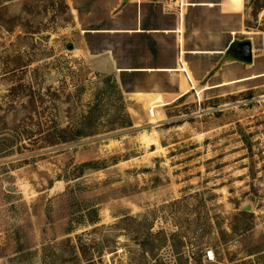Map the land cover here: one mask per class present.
<instances>
[{"label":"rangeland","instance_id":"374dc122","mask_svg":"<svg viewBox=\"0 0 264 264\" xmlns=\"http://www.w3.org/2000/svg\"><path fill=\"white\" fill-rule=\"evenodd\" d=\"M130 1L0 0L12 27L0 26V73L16 49H33L28 67L0 74V136L46 118L73 124L91 103L98 128L0 151V264H264V0L158 2L180 12L189 1L193 49L251 41L250 60L229 46L191 57L218 63L183 95L177 74L115 68L145 61L146 39L115 32L133 23ZM146 1L152 23L165 18ZM106 49L113 70L96 58ZM20 77L34 108L22 107L28 87L10 91Z\"/></svg>","mask_w":264,"mask_h":264},{"label":"crops","instance_id":"0c3cea01","mask_svg":"<svg viewBox=\"0 0 264 264\" xmlns=\"http://www.w3.org/2000/svg\"><path fill=\"white\" fill-rule=\"evenodd\" d=\"M156 3L149 4L156 6V16L157 12L160 13L161 18L165 17L164 19H160V22L155 19L154 23L151 22L150 16L147 13V1L146 0H131L129 4H135V12L136 15L134 16L133 23L125 26L122 31L116 30L115 32H124V34L139 36L140 38H144L147 40L145 44L146 49V56L145 61L140 62L138 65L129 64L128 66L118 67L115 68L121 70L122 72H130V73H137V72H149L155 71L158 73H165L169 74H177L176 79V90L180 91V94H183L187 87L192 88L194 87V80L202 79L205 75H207L211 70L215 69V66L218 63L214 61L212 63H199L200 67L196 66V62L191 57L196 56H203V55H214L215 59L219 58L222 53L230 46V44L235 41L233 39L230 42L222 47L214 48V49H193L191 48L190 42L191 40L185 36L184 32H187V20L181 16L183 11V6L188 4L189 1H182V11L177 12L174 10L173 6L175 3H158L161 2L160 0H151ZM219 0L216 4L220 6ZM138 2V3H137ZM212 2V1H211ZM200 3V2H199ZM214 3V2H213ZM198 4V3H195ZM221 7V6H220ZM222 8V7H221ZM77 9V7H76ZM78 10V9H77ZM224 10V9H222ZM155 16V17H156ZM166 17L169 18L166 20ZM167 21V22H166ZM168 21H170L168 23ZM183 25L185 29L183 30ZM109 28V27H108ZM90 32V31H89ZM92 32H111V29H94ZM166 36H171L172 41L168 43L165 39ZM161 44V45H160ZM189 44V45H188ZM164 46L170 49V54L165 55L161 53ZM224 49V50H223ZM89 50V49H88ZM218 50V51H213ZM90 52V50H89ZM96 54V58H99V63H104L110 65V69L113 70L115 65V59L112 54V51L106 49L102 50ZM98 54V55H97ZM100 54V55H99ZM182 70L183 78L180 80L178 72L174 73L172 69H185ZM196 75L193 78L192 72ZM198 72L201 74L198 75ZM260 74H251L246 77L257 76ZM242 79V78H239ZM185 81V82H184ZM185 83V84H184ZM132 93H135L136 90H132ZM182 92V93H181Z\"/></svg>","mask_w":264,"mask_h":264},{"label":"trees","instance_id":"16d2710c","mask_svg":"<svg viewBox=\"0 0 264 264\" xmlns=\"http://www.w3.org/2000/svg\"><path fill=\"white\" fill-rule=\"evenodd\" d=\"M77 7V6H76ZM2 9V5L0 3V11ZM79 10V8L77 7ZM29 28L32 26V23H26ZM0 26L4 27L7 31H12L11 25H7L6 23L0 22ZM41 30V29H40ZM40 30L38 29H32V30H25L23 29L22 31L25 32H39ZM10 49L11 46L9 47ZM33 52L32 47H27L24 45V47L21 50L16 49L15 52L11 53L9 55V58L3 59L2 60V72L0 73L1 75H15L18 72L21 71L24 68L28 67L30 62L28 61V57H24L25 55H29ZM12 56V57H10ZM22 77L18 79V81L15 84H12L9 88L12 94H15L18 92V89H24L25 87H28V90H30V95L31 98L29 99L28 103H25L24 108L28 107H36V101L37 98L35 97V90H31L33 87L32 81H27L24 82ZM121 82L123 83V79H121ZM40 96V93H38ZM183 95V94H182ZM41 97V96H40ZM8 109L7 111L11 110V107H14V103L12 99L8 100ZM23 104V103H22ZM96 109V104L91 103L88 104V108L85 109V113L81 114L77 119L74 121L73 124H71V121H67L66 124H62V121L54 118L49 119V123L47 118L45 119L44 125L45 126H40V121L38 120L36 122L37 128H30L29 129H24L23 131L18 130L17 127L11 128L12 132L6 136H0V151L3 150L4 148H8L6 150H12V143L20 140L21 137L25 136L28 139H32L34 143L38 144L42 142L43 140L46 141L48 144H55L59 142H64L67 141L68 139H72L78 136H86V135H93L96 132H98V128L96 127V117L94 116L93 113H95ZM32 136V137H31ZM45 144V145H48ZM241 214L245 212L243 209L240 210ZM70 229L67 230L69 232ZM172 234V233H171ZM67 239H70L68 236ZM86 264H94V262L91 259H87Z\"/></svg>","mask_w":264,"mask_h":264},{"label":"water","instance_id":"95a60500","mask_svg":"<svg viewBox=\"0 0 264 264\" xmlns=\"http://www.w3.org/2000/svg\"><path fill=\"white\" fill-rule=\"evenodd\" d=\"M231 51L239 58L244 60H250L252 56L251 41L249 39L233 41L229 46ZM243 208L248 209L247 205H243Z\"/></svg>","mask_w":264,"mask_h":264},{"label":"flooded vegetation","instance_id":"af4514ba","mask_svg":"<svg viewBox=\"0 0 264 264\" xmlns=\"http://www.w3.org/2000/svg\"><path fill=\"white\" fill-rule=\"evenodd\" d=\"M237 41H239V40H237Z\"/></svg>","mask_w":264,"mask_h":264}]
</instances>
